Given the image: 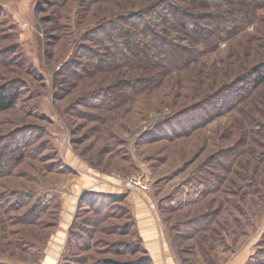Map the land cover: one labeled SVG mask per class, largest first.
I'll return each mask as SVG.
<instances>
[{"label":"rangeland","instance_id":"obj_1","mask_svg":"<svg viewBox=\"0 0 264 264\" xmlns=\"http://www.w3.org/2000/svg\"><path fill=\"white\" fill-rule=\"evenodd\" d=\"M158 1L0 0V86L20 92L0 113V264H264V84L224 105L264 62V6L133 93L155 72L113 65V38L140 43L130 17ZM88 192L122 198L78 208Z\"/></svg>","mask_w":264,"mask_h":264},{"label":"trees","instance_id":"obj_2","mask_svg":"<svg viewBox=\"0 0 264 264\" xmlns=\"http://www.w3.org/2000/svg\"><path fill=\"white\" fill-rule=\"evenodd\" d=\"M177 2L193 8L204 7L214 11L192 13L193 9L179 6ZM241 3L244 4L241 10L236 11L232 8ZM261 6H264V0H176V2L159 0L153 8L132 14L130 17L132 21H129L128 24L138 23L139 25L137 27L140 28L142 37L140 43L136 41L135 35L129 30H125L123 27L118 29L117 37L113 38L116 59L113 65L122 63L133 69H144L145 67L151 69L155 72L154 77L129 84V89L133 93L138 91L140 86L149 88L156 81V77L189 66L190 63L199 60L204 52L216 48L220 42L231 38L247 24L252 23L255 8L258 9ZM238 15H241L240 20L234 18ZM154 23L158 26H154ZM118 38L123 41L124 45L117 43ZM180 38L185 42L192 43L194 47L189 44L176 43L175 41ZM251 79L248 86H243L235 94L234 101L229 103L230 98L227 96V99H224V105L231 106L233 103L240 102L245 96H248L253 88L264 84V62L252 72ZM19 99L20 92L16 86H0V113L11 109ZM11 146L9 145L8 156L5 155L4 158L6 153L4 151L3 154H0V170L3 166L12 167V153L16 152V149H11ZM20 146L24 148L26 145L21 144ZM27 152V150H23L21 156L27 155ZM87 197H91V199ZM95 197L108 198L112 201L122 198V196L88 192L80 198L78 208L86 203L87 206L95 209L99 202L97 198L94 199ZM96 211H99V208ZM75 222L73 227L76 225ZM103 264L133 263L104 260Z\"/></svg>","mask_w":264,"mask_h":264},{"label":"built area","instance_id":"obj_3","mask_svg":"<svg viewBox=\"0 0 264 264\" xmlns=\"http://www.w3.org/2000/svg\"><path fill=\"white\" fill-rule=\"evenodd\" d=\"M128 182H129V184H132V183H135V180H134V178H132V179L128 180Z\"/></svg>","mask_w":264,"mask_h":264},{"label":"crops","instance_id":"obj_4","mask_svg":"<svg viewBox=\"0 0 264 264\" xmlns=\"http://www.w3.org/2000/svg\"><path fill=\"white\" fill-rule=\"evenodd\" d=\"M80 200V199H79ZM79 202V201H78ZM165 254V253H164Z\"/></svg>","mask_w":264,"mask_h":264}]
</instances>
